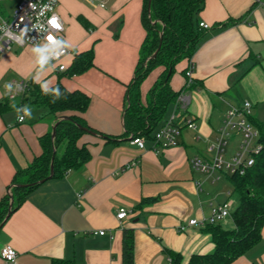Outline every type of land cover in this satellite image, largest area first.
<instances>
[{
	"label": "crops",
	"instance_id": "0c3cea01",
	"mask_svg": "<svg viewBox=\"0 0 264 264\" xmlns=\"http://www.w3.org/2000/svg\"><path fill=\"white\" fill-rule=\"evenodd\" d=\"M20 1L0 0V17L10 19ZM102 1L103 7L97 0H84L87 5L83 0H57L63 39L71 54L93 51V64L83 72L55 71L41 46L13 45L0 53V100L7 97L10 107L0 111V199L9 192L15 173L42 153L41 137L51 133L58 116L24 102V91H16L19 82L33 81L41 88L59 82L69 91L85 93L89 103L78 115L95 131L83 133L78 140L90 158L27 194L3 222L0 246L11 244L20 264H52L54 259L122 264L123 230L130 228L134 264H167L168 250L178 253L185 264L191 254L211 252L213 242L205 226H187L185 231L179 226L190 218L207 216L211 206L226 200L232 212L238 202L230 174L213 180L192 169L190 159L211 157V144L231 104L250 101V121L264 125V4L204 1L195 20L208 23L209 28L192 56L175 65L169 82L173 89L183 90L157 125L168 120L179 103L182 116L190 118L195 128L184 126L177 143L166 147L154 145L153 131L140 150L130 143L132 133L126 129L124 112L146 34L144 0ZM64 61L69 66L72 55ZM190 62L192 82L187 84L183 72ZM160 71L161 67L153 70L140 85L143 103ZM21 115L24 119L18 121ZM237 135L228 141L225 157L237 151L239 143L232 144ZM148 198L153 200L140 204ZM119 208L127 210L120 220L116 218ZM99 230L104 234L93 233ZM262 242L264 228L257 243L260 253H248L256 244L230 264H264Z\"/></svg>",
	"mask_w": 264,
	"mask_h": 264
},
{
	"label": "trees",
	"instance_id": "16d2710c",
	"mask_svg": "<svg viewBox=\"0 0 264 264\" xmlns=\"http://www.w3.org/2000/svg\"><path fill=\"white\" fill-rule=\"evenodd\" d=\"M204 1L150 0L148 9V0H144L142 21L146 34L140 46L133 78L128 85L127 106L124 112L126 129L132 135L149 138L163 119L168 105L175 101L183 90V87L173 89L169 81L175 65L182 59L192 56L204 35L206 29L195 20ZM156 50V54L152 56ZM92 60V49L73 52L71 64L62 73L79 74L93 64ZM159 67L161 71L143 103L140 85ZM183 75L187 79L185 72ZM23 101L32 106L45 107L47 114L54 116L58 114L56 116L58 123L55 136L52 137L48 132L41 137L42 153L15 173L9 192L0 199V224L8 211L11 215L22 204L27 194L41 182L51 177L62 176L67 169L83 165L90 158V153L85 145L78 144V140L83 133L95 132L78 115L86 110L89 103V97L79 90L69 91L59 82L48 88H41L35 82L29 81ZM8 102L7 97L0 100V111L10 108ZM64 114L69 118L60 119ZM252 121L259 129L261 148L254 155L253 164L243 174L229 175L233 191L238 197V202L231 212L233 227L225 228L221 223L205 225L204 229L210 234L213 242L212 251L191 254L185 264H230L263 237L264 125L253 119ZM10 198L13 202L9 207ZM151 200L153 198L143 199L140 204ZM168 255L171 264H182V258L178 253L168 250ZM52 264L71 262L54 259ZM122 264H134V239L133 230L130 228L123 230Z\"/></svg>",
	"mask_w": 264,
	"mask_h": 264
},
{
	"label": "built area",
	"instance_id": "2783aa9c",
	"mask_svg": "<svg viewBox=\"0 0 264 264\" xmlns=\"http://www.w3.org/2000/svg\"><path fill=\"white\" fill-rule=\"evenodd\" d=\"M100 7L104 6L102 0H97ZM264 4V0H255ZM56 18L59 27L49 24V20ZM199 25L208 29L209 24L199 22ZM64 24L57 11V0H21L13 11L10 19L0 17V53L9 50L13 45L41 46L46 50L48 65L57 72H63L68 65L64 59L71 54L70 49L63 40ZM52 35L55 42H49L47 37ZM193 63L190 62L185 75L187 84L192 82ZM27 83L19 82L16 85L17 92L26 90ZM182 101V97H180ZM178 102V101H177ZM177 110L163 124L158 126L153 134L154 145L172 146L177 143L181 129L186 126L195 128L190 118L183 117L182 106L177 103ZM252 103L244 100L240 105L231 104L224 113L222 123L217 130L216 137L211 144L212 155L210 158L192 157L189 164L192 169L201 171L213 180L220 178L221 174H243L253 164L254 155L260 150L259 129L250 121ZM24 116L18 117L22 121ZM234 133L240 135V143L237 151L230 157H225V147ZM130 143L145 149L143 136L130 135ZM135 163V162H133ZM230 201L211 206L207 216L190 218L185 225H180L179 230L185 231L187 226H205L207 224L225 223L231 218ZM127 210L119 208L116 212L117 219H123ZM100 235L104 230L94 231ZM0 258L3 264H20L17 261V252L9 243L0 246ZM171 264V258L168 263Z\"/></svg>",
	"mask_w": 264,
	"mask_h": 264
},
{
	"label": "rangeland",
	"instance_id": "374dc122",
	"mask_svg": "<svg viewBox=\"0 0 264 264\" xmlns=\"http://www.w3.org/2000/svg\"><path fill=\"white\" fill-rule=\"evenodd\" d=\"M83 2H84V0H83ZM85 3V2H84ZM86 4V3H85ZM87 5V4H86ZM64 33H65V31H64ZM63 33V34H64ZM64 40V39H63ZM65 43V42H64ZM74 52V51H73ZM253 115V114H252ZM240 136V135H239ZM238 135L234 138V140H236V142H233L232 144L233 145H236V143L238 142V143H240L239 141H240V138L241 137H239ZM238 146V145H237ZM233 197L235 198V200H236V197H237V194L235 193V192H233ZM223 226H226V228H231L232 226H233V223H232V220H231V218H229L224 224H223ZM264 242H262V244H263ZM260 245L261 244H257L254 248H252L248 253L249 254H259L260 253ZM259 250V251H258Z\"/></svg>",
	"mask_w": 264,
	"mask_h": 264
},
{
	"label": "water",
	"instance_id": "95a60500",
	"mask_svg": "<svg viewBox=\"0 0 264 264\" xmlns=\"http://www.w3.org/2000/svg\"><path fill=\"white\" fill-rule=\"evenodd\" d=\"M149 6H150V0H148V9H149ZM157 50H158V49H157ZM157 50L153 53L152 56H154V55L156 54ZM68 118H69V117H68L67 115H61V116H60V119H68ZM57 123H58V121H56L55 124H54L53 127H52V131H51V136H52V137L55 136V132H56L55 129H56V125H57ZM80 128H81V129H84V128L81 127V126H80ZM88 132H89V131H88ZM51 171H52V165H51ZM12 202H13V199L10 198V201H9V207L12 205ZM9 215H10V212L8 211V213L6 214L5 218L3 219V221H2L1 224H0V228H1L2 224H3V222L9 217Z\"/></svg>",
	"mask_w": 264,
	"mask_h": 264
},
{
	"label": "clouds",
	"instance_id": "9594fccd",
	"mask_svg": "<svg viewBox=\"0 0 264 264\" xmlns=\"http://www.w3.org/2000/svg\"><path fill=\"white\" fill-rule=\"evenodd\" d=\"M49 24H51L54 27H59V25H58L57 20H56L55 17H53L51 20H49ZM47 39L49 40V42H52V43L55 42V39H54V37L52 35H49L47 37Z\"/></svg>",
	"mask_w": 264,
	"mask_h": 264
}]
</instances>
